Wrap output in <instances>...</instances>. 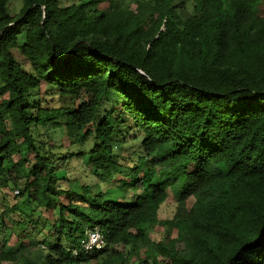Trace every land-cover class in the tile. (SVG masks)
Masks as SVG:
<instances>
[{"label":"trees","instance_id":"obj_1","mask_svg":"<svg viewBox=\"0 0 264 264\" xmlns=\"http://www.w3.org/2000/svg\"><path fill=\"white\" fill-rule=\"evenodd\" d=\"M16 1L0 0V189L16 191L0 264H264V0ZM93 228L106 244L87 253Z\"/></svg>","mask_w":264,"mask_h":264},{"label":"rangeland","instance_id":"obj_2","mask_svg":"<svg viewBox=\"0 0 264 264\" xmlns=\"http://www.w3.org/2000/svg\"><path fill=\"white\" fill-rule=\"evenodd\" d=\"M74 2V0H61V6H68L70 4H72ZM105 6V5H104ZM100 6L101 9H104L106 8V6ZM19 7H20V3L16 0H10V9L12 11V14L14 13H18V10H19ZM135 7V5H133V8ZM261 12L262 14H264V4L261 6ZM42 95L44 96H47V99L48 100V104H50V107L52 106H57L59 105L60 103H58V100H55V99H52L50 98V94H56L57 93V89L53 88V87H49L47 85H43L42 86ZM59 142L60 144H62L63 146V151L65 152L64 149H67L68 147V141H67V138L65 136V133L63 132L62 129H59L57 130L55 133H54V142ZM129 146V145H128ZM128 147H123L120 151L123 152V150L125 151ZM116 151L118 152L119 151V148H116ZM74 162V161H73ZM72 164V163H71ZM70 171L68 172V177H70L71 179H79V182L80 183H90L93 187V190H96L97 188L95 187V182L93 180V178L91 177L90 174H88V171H86V169L77 164L76 162L73 163V165H71ZM23 184H24V180H21L18 184V187L19 188H23ZM118 183L114 184L111 186V192H112V189H116ZM17 189V188H16ZM76 189H79L76 187ZM9 191H10V188H2L0 189V203L1 205H3L6 201H8V203H11V199L13 198L14 194L16 193V191H13L14 193L13 194H10L11 196H9L10 198H6L3 197L5 194L6 195H9ZM116 195H119V192L118 191H114V196L115 197H120L121 195L119 196H116ZM174 210H175V206L174 204L172 203H165L162 205L161 209H160V217L161 218H168V217H171L174 213ZM12 218L15 220V221H20L22 219L21 215L18 214V213H14L12 215ZM13 224H9V227L10 229L12 228L11 231H8L7 235H8V242H7V246L8 248H11V249H16L20 243V240H19V231H18V228L12 226ZM1 237V236H0ZM152 237L153 239H157V234H152ZM0 246H2L1 242H0Z\"/></svg>","mask_w":264,"mask_h":264},{"label":"built area","instance_id":"obj_3","mask_svg":"<svg viewBox=\"0 0 264 264\" xmlns=\"http://www.w3.org/2000/svg\"><path fill=\"white\" fill-rule=\"evenodd\" d=\"M105 244L102 232L99 229L93 228L86 230V238L82 240L81 248L88 253L104 248Z\"/></svg>","mask_w":264,"mask_h":264}]
</instances>
